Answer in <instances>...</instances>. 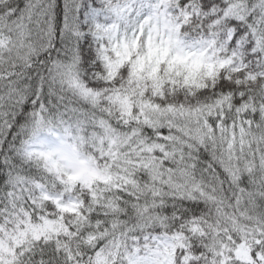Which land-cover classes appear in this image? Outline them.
Here are the masks:
<instances>
[{"label": "snow or ice", "instance_id": "snow-or-ice-1", "mask_svg": "<svg viewBox=\"0 0 264 264\" xmlns=\"http://www.w3.org/2000/svg\"><path fill=\"white\" fill-rule=\"evenodd\" d=\"M0 264H264V0H0Z\"/></svg>", "mask_w": 264, "mask_h": 264}]
</instances>
